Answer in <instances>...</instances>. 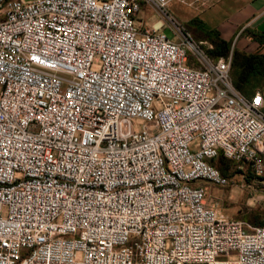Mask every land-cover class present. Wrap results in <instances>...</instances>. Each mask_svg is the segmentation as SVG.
Segmentation results:
<instances>
[{"label":"built area","instance_id":"2783aa9c","mask_svg":"<svg viewBox=\"0 0 264 264\" xmlns=\"http://www.w3.org/2000/svg\"><path fill=\"white\" fill-rule=\"evenodd\" d=\"M171 1L0 0V264H264V222L201 183L219 154L262 170L264 88Z\"/></svg>","mask_w":264,"mask_h":264},{"label":"rangeland","instance_id":"374dc122","mask_svg":"<svg viewBox=\"0 0 264 264\" xmlns=\"http://www.w3.org/2000/svg\"><path fill=\"white\" fill-rule=\"evenodd\" d=\"M166 7L167 11L173 16V21H176V24H178L182 30L189 32L191 37L196 41H200L201 46L212 55L209 49L213 47V44L210 42L209 38L196 29L194 25L184 21L188 16L185 13V9L188 7L181 3L180 0L168 3ZM196 11L197 15H199L202 9L197 7ZM163 17H165L163 10L148 5H143L137 14L139 22L145 25H152ZM165 19L167 23L170 22L166 17ZM250 32L252 31L248 32L249 36H251ZM258 50L262 51V49H256L255 51ZM257 87L264 88V78L262 82H259V85L256 87H249L248 89L254 90ZM214 163L220 171L228 177V183L218 185L202 180L201 183L207 186L206 197L209 202H216L219 209L231 217L242 218L254 224L263 222L264 166L261 171H256L251 164L246 161H235L229 158H227L222 165L219 161H215Z\"/></svg>","mask_w":264,"mask_h":264},{"label":"crops","instance_id":"0c3cea01","mask_svg":"<svg viewBox=\"0 0 264 264\" xmlns=\"http://www.w3.org/2000/svg\"><path fill=\"white\" fill-rule=\"evenodd\" d=\"M187 7L185 22L198 19L206 29H217L220 37L231 40L232 46L246 51H264V41L260 43L246 34V30L256 34L264 32V0H216L204 7L197 2ZM197 7L202 9L199 15Z\"/></svg>","mask_w":264,"mask_h":264},{"label":"trees","instance_id":"16d2710c","mask_svg":"<svg viewBox=\"0 0 264 264\" xmlns=\"http://www.w3.org/2000/svg\"><path fill=\"white\" fill-rule=\"evenodd\" d=\"M188 23L194 25L196 29L209 38L210 42L213 44V47L210 48L209 51L213 56L227 55L231 51L230 74L233 84L246 94L252 93L255 89L251 90L248 88L253 86L256 87L264 78V51L247 52L240 50L232 46L231 40L220 37V33L217 29H206L200 20L192 18ZM248 32L249 30H246V34H248ZM250 33L251 37L258 42L261 43L264 41V32L258 34L253 32ZM226 159L227 158L222 154H219L212 162L215 164V161H219L222 165V163H225Z\"/></svg>","mask_w":264,"mask_h":264}]
</instances>
